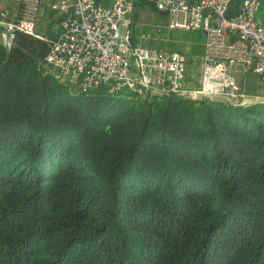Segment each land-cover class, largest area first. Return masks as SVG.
Returning a JSON list of instances; mask_svg holds the SVG:
<instances>
[{"label": "trees", "instance_id": "16d2710c", "mask_svg": "<svg viewBox=\"0 0 264 264\" xmlns=\"http://www.w3.org/2000/svg\"><path fill=\"white\" fill-rule=\"evenodd\" d=\"M204 39L163 28L150 45L189 66ZM48 47L0 38V264H264V99L84 92Z\"/></svg>", "mask_w": 264, "mask_h": 264}, {"label": "built area", "instance_id": "2783aa9c", "mask_svg": "<svg viewBox=\"0 0 264 264\" xmlns=\"http://www.w3.org/2000/svg\"><path fill=\"white\" fill-rule=\"evenodd\" d=\"M14 1L21 6L19 18L6 21L2 13L3 42L10 45L16 31L47 41L48 68L84 92L103 85L111 94L127 88L141 95L245 103L238 99L245 92L236 85L234 71L252 72L264 83V18L257 16L263 0ZM138 1L152 4L168 18L155 24L152 34L142 32L134 39L131 14ZM48 10L57 17L52 39L36 31ZM163 28L204 33L203 53L196 56V85L188 81L185 53L147 43L149 38H159Z\"/></svg>", "mask_w": 264, "mask_h": 264}, {"label": "rangeland", "instance_id": "374dc122", "mask_svg": "<svg viewBox=\"0 0 264 264\" xmlns=\"http://www.w3.org/2000/svg\"><path fill=\"white\" fill-rule=\"evenodd\" d=\"M144 3H146V2H144ZM1 4H5V1L0 0V6H1ZM49 14H50V11L48 10L46 17H45L47 20L49 19ZM133 14H134L133 20L136 23V24H134V27L136 29V33H138L143 27H146L147 25H151V24H155V23H160V24L165 23L167 21V18H168L166 14L160 13V11L156 10L154 8V6L150 3H146L144 8H142V7L137 8ZM45 18H41L40 20H38V23L36 26V31L40 34H49L56 29L55 24L53 25V22L47 21ZM3 30H4L3 25L0 23V38L2 37L1 33ZM183 31H185V30H183ZM1 39H3V38H1ZM198 74H199L198 62L195 61V63H193V64L190 63L188 66L187 76H188V81L191 84L196 85L197 80H198ZM244 74H245V72L241 69V70H239V72H237L234 75V79L236 80V82H235L236 85L238 86L239 89H241L243 92H245L244 93L245 96H240V97H238V99H241L242 101H250V102L260 101V100L264 99V96L255 95L254 94L255 92L247 93L246 88H244V87L242 89L243 81L238 80V79L243 78V79L248 80V78H249V76L247 74H245V75ZM250 76L253 77L252 75H250ZM253 78H250V79L252 81L259 82L258 79L254 78L255 79L254 80ZM259 83H261V82H259ZM236 85L234 87H237Z\"/></svg>", "mask_w": 264, "mask_h": 264}, {"label": "crops", "instance_id": "0c3cea01", "mask_svg": "<svg viewBox=\"0 0 264 264\" xmlns=\"http://www.w3.org/2000/svg\"><path fill=\"white\" fill-rule=\"evenodd\" d=\"M97 1H99V2H101V3H103V4H109L110 3V1L111 0H97ZM190 1H194V0H190ZM238 1H236V3L234 4L235 5V7H236V4H238L237 3ZM146 5V3H144V2H137L136 3V6H135V8H134V10H133V12H132V14H131V19H132V21H133V25L134 24H136L135 23V21L133 20V13H134V11L137 9V8H140V7H142V8H144V6ZM160 13H163V12H160ZM54 13H52V12H50V14H49V21H53L52 19H53V17H52V15H53ZM165 14V13H164ZM229 14H233V10H230L229 11ZM55 15V14H54ZM257 16L259 17V18H261V19H263L264 18V0H263V2L261 3V5H260V7H259V9H258V11H257ZM46 19V18H45ZM47 20V19H46ZM48 21V20H47ZM155 24H160V23H155ZM155 24H151V25H147V28L146 29H141L138 33H136V29H135V27H134V29H133V38L134 39H137L138 38V36L142 33V32H148L149 34H152L153 33V28H154V25ZM150 40H151V38H149V40L147 41V43L148 44H150ZM237 72H239V69H237L236 71H234V75L237 73ZM245 74H247L248 76H249V78H248V80L247 79H243V78H240V79H238V80H242L243 81V83H242V89H243V87L245 88L246 87V85H247V83L249 82V81H251V79L250 78H255V79H258V77L254 74V73H252V72H246ZM244 74V75H245ZM250 75H252L253 77H251ZM239 76V75H238ZM253 78V79H254ZM247 80V81H246ZM258 81L260 82V80L258 79ZM262 83V82H261ZM264 84V83H263ZM253 93V92H252Z\"/></svg>", "mask_w": 264, "mask_h": 264}, {"label": "water", "instance_id": "95a60500", "mask_svg": "<svg viewBox=\"0 0 264 264\" xmlns=\"http://www.w3.org/2000/svg\"><path fill=\"white\" fill-rule=\"evenodd\" d=\"M263 100V99H262ZM234 102H236V101H234ZM247 102V101H246Z\"/></svg>", "mask_w": 264, "mask_h": 264}]
</instances>
